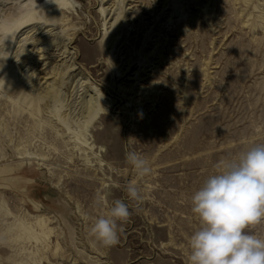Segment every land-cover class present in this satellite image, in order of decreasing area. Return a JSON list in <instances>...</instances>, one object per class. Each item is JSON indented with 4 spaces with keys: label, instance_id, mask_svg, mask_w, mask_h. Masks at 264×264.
<instances>
[{
    "label": "rangeland",
    "instance_id": "obj_1",
    "mask_svg": "<svg viewBox=\"0 0 264 264\" xmlns=\"http://www.w3.org/2000/svg\"><path fill=\"white\" fill-rule=\"evenodd\" d=\"M65 1L0 0V264H188L200 227L192 196L218 161L264 144V0ZM26 11L72 38L87 80L73 93L64 87L56 110L35 97L34 77L21 79L24 70L43 75L51 59L31 57L52 38L41 33L23 57L21 33H6ZM93 93L107 109L86 126L80 100ZM128 151L152 174L138 177ZM129 181L142 200L129 199ZM116 199L131 215L106 248L90 227ZM36 216L45 240L16 237ZM246 231L264 239V220Z\"/></svg>",
    "mask_w": 264,
    "mask_h": 264
},
{
    "label": "clouds",
    "instance_id": "obj_2",
    "mask_svg": "<svg viewBox=\"0 0 264 264\" xmlns=\"http://www.w3.org/2000/svg\"><path fill=\"white\" fill-rule=\"evenodd\" d=\"M125 160L138 177L152 174L142 154L128 151ZM215 168L192 196L191 210L200 227L188 238V264H264V239L246 231L264 220V144L236 159L220 160ZM125 191L131 200L143 199L136 181H129ZM96 204L103 207L104 198L98 197ZM130 215L129 206L116 199L94 219L90 235L106 248L116 246Z\"/></svg>",
    "mask_w": 264,
    "mask_h": 264
},
{
    "label": "bare ground",
    "instance_id": "obj_3",
    "mask_svg": "<svg viewBox=\"0 0 264 264\" xmlns=\"http://www.w3.org/2000/svg\"><path fill=\"white\" fill-rule=\"evenodd\" d=\"M51 1H57V2H59L58 4L62 5V6L67 5V2L65 0H51ZM105 8H101L103 13L106 11ZM22 9H23V7H22ZM26 12H28V13H26V15H21L19 21L17 22L15 29L12 31H8L6 33H7V36H10V37L13 36L15 34V32L21 33V35L23 37L21 36L22 38L20 37L19 41H17V42L21 43V45L18 44L19 46L17 49H18L19 54H21L23 57H26L30 54V52L27 51L25 46L33 44V42H35L36 40H40L41 37L39 35L41 33H44L43 36L44 35L48 36V39H49V37L52 38L47 42L46 49L44 48L45 50L43 48H39V50L40 49L41 50L40 51L38 50V54L31 57V58H33L34 64L35 63H42L46 59H51L50 63L44 62L41 65L44 67L43 72H42L43 75L41 77H39L40 73L35 74L36 69L34 71H32L29 75H28V71L24 70L22 72L23 77H21V79H23L25 77H29L31 79L34 77L33 79H34L35 83H32V90L36 91L35 97L38 100H41V99L45 100V104L47 105V108L48 107H51V108L55 107V110H56V107H57V105L61 99V96L65 94L64 90H63L64 87H67V90H68V88H72L71 89L72 91L70 93H73L74 91H78L79 88H81V87H86L87 86V82H86L87 80H86V78L82 77L81 71H79L78 67L75 66L74 55H73L74 53L72 51H70L68 48V45H69L72 38H69V36L66 37L63 34L58 33L57 31L54 32V30L56 29V28H54V25H55L54 20H51L50 18L49 19H42V17L37 16L33 13L30 14L29 11H26ZM23 13H25V12H23ZM4 30H5V28H4ZM28 41H31V42L28 43ZM50 46L55 47V50L59 53H57V55H49L48 51L45 52L46 50H48V47H50ZM110 47H111V50L108 51V58L113 59L114 56L112 54V52H113L112 50H113L114 46L111 44ZM46 55H49V56H46ZM59 57H60V59L56 60ZM57 61H59V62L62 61V62L60 64H56L53 67L50 66L52 63L57 62ZM125 66H126V69L124 68V70H126V72H127L126 74H128V72H130L129 68L131 67V61H128ZM46 69H49V70L46 71ZM16 71H17V69H16ZM16 71L14 70L10 75L13 77L14 74L16 73ZM123 73L124 72H121L118 70L116 75L120 76ZM82 78H84L85 80H82L80 82V80ZM21 79H19V80H21ZM24 85H26V84H24ZM38 85H40V86L38 87ZM81 90H83V89H81ZM70 93H69V96H70ZM80 104H81L80 116H81V118L84 119L83 121L85 122L86 126H88L96 118L97 115L106 113L107 108H105L103 106L102 100H100L99 97H96V95L94 96V93H93V95L91 94L89 96H86V94H85L84 96H82V99L80 100ZM46 105H45V107H46ZM60 105H62V104H60ZM49 110H50V108H49ZM17 223H19V222H17ZM34 226H37V229H35ZM16 227H18V229H19V231H18L19 233L17 232L18 236H16V237L21 238L22 235L23 236L25 235V237H27V239H31L32 241L34 240L35 241L34 243H39V244H40V241L42 240V238L44 236L46 237V235L50 231L49 229H47L45 220L41 216H36L34 224H32V225L26 224L22 221ZM14 229H15V227H14ZM9 230H11V229H9ZM13 233L15 234V232H13ZM12 236H13V234H12ZM25 237H23V239H25ZM13 240H14V237H13ZM41 258L39 257V260Z\"/></svg>",
    "mask_w": 264,
    "mask_h": 264
}]
</instances>
